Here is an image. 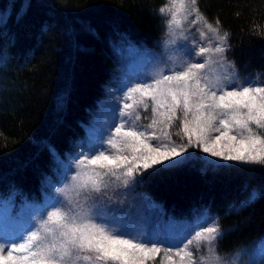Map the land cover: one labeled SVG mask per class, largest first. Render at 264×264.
Returning a JSON list of instances; mask_svg holds the SVG:
<instances>
[{"label": "trees", "instance_id": "1", "mask_svg": "<svg viewBox=\"0 0 264 264\" xmlns=\"http://www.w3.org/2000/svg\"><path fill=\"white\" fill-rule=\"evenodd\" d=\"M165 6L166 0H0V17L7 14L6 25L0 22V199L17 208L51 193L58 163L48 145L61 160L82 146L85 126L121 74L119 46L128 40L155 48L167 27ZM197 6L229 34L226 56L239 75L264 81V0ZM137 188L173 218L218 216L223 257L264 242V166L206 162L195 153ZM253 190L257 198L245 203Z\"/></svg>", "mask_w": 264, "mask_h": 264}, {"label": "snow or ice", "instance_id": "2", "mask_svg": "<svg viewBox=\"0 0 264 264\" xmlns=\"http://www.w3.org/2000/svg\"><path fill=\"white\" fill-rule=\"evenodd\" d=\"M171 4L167 9L171 12L169 28H182L178 16L187 19L196 13L192 23L203 19L204 27L222 43L208 48L193 38L189 46L187 35L173 32L169 45L181 54L176 59L160 60L153 76L126 85L125 102L118 108L110 105L102 113L104 123L92 133L95 142L76 159L79 171H73L72 165L60 160L56 149L48 145L58 163L62 187L57 196L49 193L42 211L22 221L13 217L11 203L0 208V264H151L161 252L165 264H208L203 257L194 259L189 247L194 240L216 253L220 264L217 248L223 232L218 216L204 219V224L211 222L213 226L195 222L186 230L168 234L126 228L120 210L110 207L117 195L116 189L110 191L112 178L131 189L150 176L186 164L195 157L190 148L224 162L264 166V81L259 75L254 81L241 77L234 65L225 63L226 56L221 57L215 72L206 73L208 61L199 58L209 52L226 54L229 34L219 35V21L216 27L208 22L199 12L197 0H191V7L187 0H171ZM165 11L161 7L160 12ZM0 22L6 25L7 14ZM149 102L152 120L144 127L136 123L140 115L137 113L133 121L132 113L140 107L147 110ZM177 120L180 130L176 135L187 141L179 145L170 131ZM110 150H114L112 154ZM46 183L51 187V180L46 179ZM257 196L253 190L245 203Z\"/></svg>", "mask_w": 264, "mask_h": 264}, {"label": "rangeland", "instance_id": "3", "mask_svg": "<svg viewBox=\"0 0 264 264\" xmlns=\"http://www.w3.org/2000/svg\"><path fill=\"white\" fill-rule=\"evenodd\" d=\"M187 2L189 4V7H191V0H187ZM165 8L166 11L163 14L166 19L167 27L164 36L157 42V46L155 48L140 47L128 40L124 41L122 45L119 46V53L122 62L120 67L121 74L119 76V79L117 80L114 87L108 90L107 96L99 103V107L93 120L85 126L87 135L82 143V146H79L77 150H75L72 154L62 160L64 163L72 165L73 171L80 170V166L76 164V159L80 158V153L86 152L90 145L95 142V137L92 133L93 129L104 123V121L101 119L102 113H104L110 105L112 107L118 108L123 102H125L124 93L127 91L126 85H134L136 80L142 79L144 76H153L157 70L155 66L160 60L169 61L170 58L176 59L181 54V52L172 51L171 48H174L175 46L169 45V40L172 38L173 32H175L177 35H179L180 33L187 35L189 37V39L187 40L189 46H192L193 38L198 42V45L208 48H212L215 45L222 43L218 39L217 34L209 32L208 29L204 27L203 19L199 20V22L196 24L192 23V20L196 19L198 15L196 13L188 16L187 19H184L183 15L178 16V18L183 21L182 28H169L168 20L171 19V12L167 9L172 8L171 0H166ZM213 26L216 27L215 25ZM201 32H204L205 36L201 37ZM219 35H224V33L220 29ZM180 43H184V41L181 40ZM225 46L227 47V44H225ZM223 56H226V54H213L209 52L208 54H205V56L200 57L199 59L201 60V62H203L204 60L208 61V67L204 71L206 73L215 72L218 68V62ZM225 63L228 65H233L232 61L229 60L227 56ZM235 71L237 72L236 69ZM245 77H248L250 78V80L254 81L256 80L257 75H254L253 77ZM137 113L140 115L141 119L139 121H136V123L146 127L152 120L150 102L147 110L140 107L132 113L133 121L135 120V116ZM117 115H119L118 112ZM117 123H120V120H117ZM179 130L180 125L179 121L177 120L170 130L172 139L176 142L177 145L187 142L186 138L184 140H181L180 136L176 135ZM105 139H107V137ZM113 151L114 150H110L109 154H112ZM189 152L200 154V156L205 159V161H221L218 158L209 157L207 154L201 152L198 148H190ZM56 179V184L52 183V188L50 189V194L52 196H57V189L59 187H62V183L59 182L62 178L59 175L58 171ZM112 179L113 184L110 188V191L113 188L116 189L117 195L114 197L115 203H111L110 207L120 210V213H122L124 217L123 226L126 228L140 227L152 230L154 232L160 231L162 233L171 234L175 231L186 230L190 228L195 222H199L205 227L213 226L211 222H209L208 224L203 223L204 219L214 217L207 212H203L200 214L195 213L190 218H173L172 216L165 214V212L157 202L151 200L146 194L139 191L137 188L138 184L134 185L133 188L128 189L125 188L120 181H115L114 178ZM48 196L49 195H47L44 200L40 201L39 203L30 202L27 200H24L22 203L19 202L17 211L18 214L12 213L13 217L17 218L18 221H22L33 212L38 213L39 211H42ZM9 203H11L13 209V201L0 199V208L8 207ZM117 225H120V221H117ZM192 235H194V231L192 232ZM188 238L191 239L192 237L189 236ZM189 247L193 251L195 260L200 261L203 257L208 261V264H217L216 253H210L206 244L197 243L194 240L193 244ZM263 252L264 242L260 240L258 243L253 245L250 250L242 249L235 254L230 255V257H223L219 254L218 256L220 264H264ZM243 253H245L246 255L243 256ZM155 261L157 262V264H165L164 253L161 252V254Z\"/></svg>", "mask_w": 264, "mask_h": 264}]
</instances>
